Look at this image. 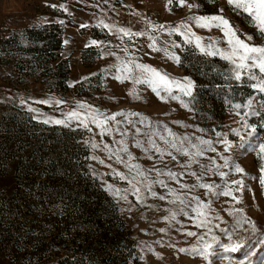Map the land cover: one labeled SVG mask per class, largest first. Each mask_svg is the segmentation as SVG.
<instances>
[{
    "label": "rangeland",
    "instance_id": "obj_1",
    "mask_svg": "<svg viewBox=\"0 0 264 264\" xmlns=\"http://www.w3.org/2000/svg\"><path fill=\"white\" fill-rule=\"evenodd\" d=\"M192 1L198 3V10L188 7ZM203 5L208 12H201ZM211 15L228 19L246 43L264 46V35L253 19L242 9L234 10L227 0H185L183 4L179 0H0V39L9 38L7 45L13 44L0 53V264H241L242 259L244 264H261L264 185L259 181L264 174L258 172L254 153L240 155L235 146L241 141L232 130L238 129L253 144L264 143V92L252 87L264 81L249 79L247 70H241V80H235L229 61L202 54L194 37L189 44L184 35L171 31L184 32L182 26L188 25L204 45L215 41L227 50L219 28L197 27L193 19ZM51 23L64 32L58 60H68V80L60 92L52 87L62 82L49 72L58 61L50 62L45 71L49 58L27 52L29 46L46 42L48 34L39 30ZM24 27L38 30L29 46L20 31ZM125 32L143 35L126 41L120 38ZM92 41L97 44L91 45ZM153 41L159 51L151 47ZM173 54L179 56V64L169 58ZM135 64L149 65L177 80L192 79L194 98L181 97L188 107L177 100L164 102L147 85L136 84L140 73ZM125 66L131 72L121 70ZM253 71L259 77L258 69ZM32 72L33 76H26ZM235 104H241V109H234ZM97 110L98 118L122 113L116 115L120 123L110 121L109 131L101 134V128L92 123L89 131L77 127L75 120L71 127L42 122L49 117L66 120L72 111ZM236 111L257 128L254 138L248 137L249 129L241 126ZM218 132L227 134L233 145L230 151H224ZM10 134L12 139L7 138ZM65 149L66 155L81 163L78 175L54 162ZM111 153L139 165L143 175L116 163L115 156L109 159ZM222 157L230 158L228 167H223ZM233 161L245 173H235ZM113 169L129 180L136 178L133 183L141 189L142 202L127 180L113 175ZM221 172L228 175L221 178ZM241 178L245 187L237 192L231 181ZM80 180L91 183V193L84 195L71 186ZM201 184L218 187L209 191ZM106 185L120 189V196L127 199L113 196ZM229 189L239 203L231 196L212 194ZM198 200L207 207L201 208ZM201 222L205 227L196 226ZM188 231L197 235L188 236ZM241 241L247 247L236 253H224L220 246ZM207 245H212L207 251L213 253L207 259L205 252L192 251ZM249 250L256 254L244 257Z\"/></svg>",
    "mask_w": 264,
    "mask_h": 264
},
{
    "label": "snow or ice",
    "instance_id": "obj_2",
    "mask_svg": "<svg viewBox=\"0 0 264 264\" xmlns=\"http://www.w3.org/2000/svg\"><path fill=\"white\" fill-rule=\"evenodd\" d=\"M185 0H179L180 4H183ZM169 3H172V0H169ZM227 4L232 7L234 10H240L242 9L243 12H246L256 23V26L260 33L264 35V0H227ZM52 7H56L53 5ZM189 8H192L193 5H188ZM67 11V9H64ZM219 12L222 13L223 9H219ZM196 26L200 28H207L211 30V28L216 27L219 28L223 36L226 38V43L228 44L227 50H221L219 47L216 46V42L212 41L211 43L204 45L202 42V38L199 36H195L194 33L191 32L190 26L183 25L184 32H180L178 28L171 29L172 32H178L181 35L185 36V42L186 43H193L192 37L195 38V46L199 49V51L202 54H205L207 56H220L222 59L229 61L235 69V80L239 81L241 80V70H247L251 74L249 75V79L252 80H261L264 81V46H255L251 45L249 43H246L244 39H241L237 30L235 27L230 23L228 19L223 17L222 15H211V16H197L193 18ZM63 23V21H61ZM85 25H82L84 27ZM107 27V25H105ZM163 27V25L161 26ZM120 31L124 32V29H120ZM186 33V34H185ZM125 35H128L127 32H125ZM136 35H143L142 33H136ZM247 40L251 41L252 37L248 36ZM67 43V41H65ZM93 45H96V41H92ZM155 41H153V45L151 47L154 48V50L159 51V49H155L154 47ZM175 47H179L180 45H174ZM165 54L167 55V50H165ZM173 61H175L177 64L180 63L179 56H176L175 54L171 55L169 57ZM134 62H129V64H132ZM136 70L139 71L140 75L135 77L134 82L136 84H144L147 85L152 92L155 93L157 97H159L162 101L167 102L168 99L171 100H177L181 103V105L185 108L188 107V103H186L181 97H190L194 98V89L196 87L195 82L190 79L189 77H184L181 80H177L173 77H170L167 73H161L158 69L151 67L149 65H142V64H135ZM255 69H258L259 71V77H257L256 73L253 71ZM128 72H131V68H128L125 66L124 69ZM117 79H120V77H116ZM125 78H128L127 76ZM123 82V80H121ZM253 88L257 89L260 92H264V83L260 84H253ZM162 93H165L166 95H162ZM40 103H48L47 101H40ZM56 104L62 103L61 101H56ZM253 101L248 102V107H251ZM86 106L84 104H80V108H85ZM88 108H91V106H87ZM241 104H235L233 105L234 109H241ZM31 112H36V109H33L29 107L28 109ZM97 112H89V113H82L77 111H72L67 114V119H52V118H46L42 122L45 124L53 123L56 125H63L64 127H71V122L73 120L77 121V127H84L91 131L92 129L89 128V123H92L96 125V127L101 128L102 132L101 134L107 133L109 131V122L115 121L117 124L120 123V121H116V115H122V113H117L112 116H107L103 118L97 117ZM237 116H241L240 111H236L235 113ZM249 113H245L244 115H248ZM35 118V117H33ZM130 124L131 121H128ZM241 123V126L243 128L249 129L247 135L250 138H254L255 135L258 134V130L255 126H251L248 124L247 120L244 118V116H241V120L239 121ZM237 137L240 138V143L236 145L238 149H240V155L247 156L249 153H254L257 157L258 161V172L261 174H264V143L259 144H253L251 139H245V137L240 135V131L238 129L232 130ZM218 137H221V142L225 145L224 151L228 152L233 148V145L227 140V134L226 133H216ZM203 144H208V141H201ZM137 147H140L139 144L136 145ZM175 147V145H172ZM93 148H97L98 145L93 144ZM107 147V145H105ZM154 149L157 152H161V149L159 146L154 145ZM215 151V149H212ZM121 151L127 152L128 150L126 148H122ZM197 155L199 153H196ZM171 155V153H169ZM184 155H188L187 152L184 153ZM113 156H115L116 163H124L126 167L129 168V171L132 170V168L137 169V175L142 176L143 172L140 171L139 165H130L126 163V161L119 156L116 153H111L109 155V159H112ZM129 158L131 159V155L129 154ZM93 159H96V157H93ZM175 159V157H173ZM224 159V165L223 167L229 166V159L228 157H222ZM100 163H104L103 160L100 161ZM111 167V165H109ZM232 168L234 169V172L237 174L245 173V169L239 164L233 161ZM170 176L175 178V173H168ZM113 175L118 177L121 180H127V182L132 186L134 189V194L137 195V200L141 201V189L136 187V184L133 183V180L136 178L133 177L132 180H129L128 177L116 170L113 169ZM192 175H195V173H192ZM221 178H224L227 173L221 172L219 173ZM261 185H264V179H261L259 181ZM227 181L225 184L227 185ZM231 184L237 185L235 191L242 192L245 185L243 183V179L233 180L231 181ZM183 187H187V185H183ZM201 188H206L209 191H212L214 185H208V184H201L199 185ZM148 190L151 192V187L148 186ZM106 191L111 193L113 196H119L120 199H127V196H120V189L114 188L113 185H106ZM127 191V189H125ZM213 195H224V196H231L232 199L236 200L237 203H239V200L236 196L233 195V192L231 189L228 191L221 190L220 192H212ZM151 195L153 197L156 196L155 192H151ZM160 199H164L163 196L160 197ZM198 199V198H197ZM142 202V201H141ZM183 203V201H181ZM198 204L201 208H206L207 205L203 204L202 201L198 200ZM198 215H203L202 211L197 212ZM174 218V217H173ZM197 227H205V224L203 222L196 225ZM219 227V225H217ZM253 229L255 230V226H253ZM211 231V229H209ZM225 234L228 235L229 240H231V235L228 233L227 229L222 230ZM188 236H196L197 233L188 231L186 233ZM203 239V237H201ZM214 240H217L215 236H213ZM250 242V241H249ZM217 243L219 241L217 240ZM257 243H261V241H257ZM223 248L224 253H236L239 251H242L247 247V244L244 241L238 242L235 245L232 244H222L220 245ZM212 248V245H207V248L200 250L193 248L192 251L196 252L198 255L201 251L205 252V259H207L208 255H212L213 253H209L207 250ZM181 252H186V249H180ZM256 253H253L251 250L244 252V257L255 255ZM224 259H230V257L225 256ZM241 264H244L243 259L241 260ZM261 264H264V260L261 261Z\"/></svg>",
    "mask_w": 264,
    "mask_h": 264
},
{
    "label": "trees",
    "instance_id": "obj_3",
    "mask_svg": "<svg viewBox=\"0 0 264 264\" xmlns=\"http://www.w3.org/2000/svg\"><path fill=\"white\" fill-rule=\"evenodd\" d=\"M175 1V0H173ZM200 2V0H199ZM200 7V6H199ZM201 12H208L206 10V8L204 7V5L201 7ZM213 12V11H211ZM210 12V13H211ZM46 25V24H44ZM21 33L24 34V40L25 42L28 41V46L31 45V42L37 39V33L35 28L32 27H24V28H20ZM40 32H42V34H48L47 36V40L46 42H43L41 46H26L27 48V52H31L34 53V55L37 57H43L49 58V61H46L45 64V71L46 69H48V66L51 63H54L56 61V64L53 68L52 71L49 70L50 72V76L55 77L57 79V82H62V84L56 83L55 87H52V90L54 91H62V89H65L67 80H68V68H67V59H60V52L62 50V45H63V41H64V32L62 30V28L56 24V23H51L48 24L44 27V29L39 30ZM22 37V36H21ZM8 39L2 38L0 39V53L2 52H6L8 49L6 47H12V45H7L8 44ZM37 57V58H38ZM198 59L203 60L205 59L203 56H199ZM55 69V71H54ZM54 71V73H52ZM35 72L30 73L29 75H26L28 77H31L34 75ZM49 76V75H48ZM51 129H55V127H52ZM11 133V132H10ZM11 136H8V139H12L13 135L10 134ZM78 148V147H76ZM78 150V149H75ZM67 151L66 149L63 150L62 152H58L57 156L55 157L54 162L58 163V164H63V167L65 169L66 172L72 170L73 173L75 174H79L80 171L82 170L80 164L77 161L74 162L73 158L70 157L69 155H66ZM81 176V175H79ZM57 186H61V184H58ZM71 186L74 189H78L82 194L87 195L89 193L92 192V186L91 183L89 181H85V180H80L79 182H75L73 184H71Z\"/></svg>",
    "mask_w": 264,
    "mask_h": 264
},
{
    "label": "crops",
    "instance_id": "obj_4",
    "mask_svg": "<svg viewBox=\"0 0 264 264\" xmlns=\"http://www.w3.org/2000/svg\"><path fill=\"white\" fill-rule=\"evenodd\" d=\"M133 1V0H132ZM135 2V1H134ZM193 2V7H195L196 8V10H198L199 9V6H198V3L196 2V1H192ZM190 5V4H189ZM192 5V4H191ZM192 7V8H193ZM197 7H198V9H197ZM172 11H174L175 9H171ZM175 12H177V11H175ZM131 37V38H130ZM121 39H123V40H129V38L131 39V40H134L135 38L137 39V40H139V35H137V37L136 36H130V35H124V36H122V37H120ZM91 45H93V44H91Z\"/></svg>",
    "mask_w": 264,
    "mask_h": 264
}]
</instances>
